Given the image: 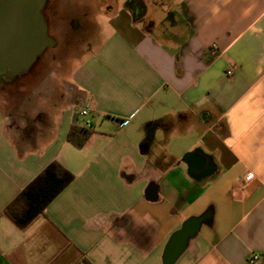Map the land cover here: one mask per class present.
<instances>
[{
	"label": "crops",
	"instance_id": "0c3cea01",
	"mask_svg": "<svg viewBox=\"0 0 264 264\" xmlns=\"http://www.w3.org/2000/svg\"><path fill=\"white\" fill-rule=\"evenodd\" d=\"M118 2L54 86L4 102L0 264H163L204 215L173 264H264V0ZM52 160L74 179L20 228L3 209Z\"/></svg>",
	"mask_w": 264,
	"mask_h": 264
},
{
	"label": "water",
	"instance_id": "95a60500",
	"mask_svg": "<svg viewBox=\"0 0 264 264\" xmlns=\"http://www.w3.org/2000/svg\"><path fill=\"white\" fill-rule=\"evenodd\" d=\"M48 8L49 12L53 11V16L47 12ZM64 8L63 0H0V101L1 97L6 98L4 100L13 106L22 101H33V92L45 83L46 77L28 94L24 89L42 73L44 59L60 46L59 38L70 34L66 19L71 16L64 14ZM57 15L65 18L59 20ZM14 112L15 107L4 117L11 125L16 123ZM191 154L187 153L183 159ZM204 218L205 215L188 218L170 236L164 249L163 264H173L187 238L195 233Z\"/></svg>",
	"mask_w": 264,
	"mask_h": 264
},
{
	"label": "trees",
	"instance_id": "16d2710c",
	"mask_svg": "<svg viewBox=\"0 0 264 264\" xmlns=\"http://www.w3.org/2000/svg\"><path fill=\"white\" fill-rule=\"evenodd\" d=\"M133 0H126L125 5L131 6ZM168 130L165 121L156 122ZM93 129L85 124H71L66 139L76 148H82L89 140ZM74 179V174L59 161H50L35 177H33L4 207L3 212L20 228L28 226L47 204Z\"/></svg>",
	"mask_w": 264,
	"mask_h": 264
},
{
	"label": "rangeland",
	"instance_id": "374dc122",
	"mask_svg": "<svg viewBox=\"0 0 264 264\" xmlns=\"http://www.w3.org/2000/svg\"><path fill=\"white\" fill-rule=\"evenodd\" d=\"M64 1V14L67 16H77L79 20L81 19V26L84 27L82 32L74 35L73 33H68L66 38L60 39V46L54 51V54H50L49 58L44 59V66L41 70V74L37 79L32 80L30 85L24 89V93L28 94L31 92L32 88L36 86L44 77H46L45 85L54 86L56 83L53 76L58 77L57 74L52 75V71L59 70L63 64L72 65L88 48H91L92 43L95 42V35L98 25H105L107 5L110 3L118 2V5L125 3V0H63ZM116 5V4H115ZM63 14V15H64ZM54 55V58L53 56ZM52 56V57H51ZM57 80V78H56ZM58 81V80H57ZM33 91V90H32ZM4 98L1 97L0 103V127L2 128V133H4V125L6 116V108ZM85 118L84 116H80ZM30 119L29 117H25ZM79 118V117H78ZM82 118V119H83ZM80 119V118H79ZM80 119V121H82ZM17 124V121L15 125ZM123 122L120 123V126H123ZM1 132V131H0ZM172 141L166 145V150H172L174 146Z\"/></svg>",
	"mask_w": 264,
	"mask_h": 264
},
{
	"label": "flooded vegetation",
	"instance_id": "af4514ba",
	"mask_svg": "<svg viewBox=\"0 0 264 264\" xmlns=\"http://www.w3.org/2000/svg\"><path fill=\"white\" fill-rule=\"evenodd\" d=\"M52 2V1H51ZM50 6H51V3H50ZM48 6V7H50ZM53 7V6H52ZM50 16H53V11L49 12V8H48V11ZM56 15V14H55ZM57 18L59 20H63L65 17L63 16H60V15H57ZM81 19L79 20V18L77 16H71V17H68V19H66V23H67V29L70 33H73L74 35H76V33L78 34L79 32H82L84 30V27L81 26ZM54 54V53H53ZM53 56V55H52ZM3 96V95H2ZM6 99V98H4ZM5 101V100H4ZM27 131L30 132V126H28L27 128Z\"/></svg>",
	"mask_w": 264,
	"mask_h": 264
},
{
	"label": "built area",
	"instance_id": "2783aa9c",
	"mask_svg": "<svg viewBox=\"0 0 264 264\" xmlns=\"http://www.w3.org/2000/svg\"><path fill=\"white\" fill-rule=\"evenodd\" d=\"M210 51L213 54L215 53L216 47H215L214 44L211 45ZM227 73L230 74L231 73V70H228ZM87 114H88V107L85 106V107H83L81 109L80 115L85 117ZM84 124L86 126H91V122L89 120H85ZM251 178H253V175L252 174H248L247 177H246V180H250ZM258 258H259L258 253H251L249 255V257H248V264H256V261L258 260Z\"/></svg>",
	"mask_w": 264,
	"mask_h": 264
}]
</instances>
